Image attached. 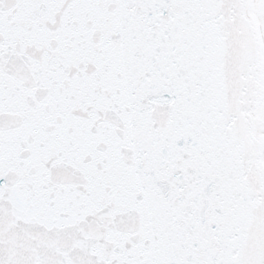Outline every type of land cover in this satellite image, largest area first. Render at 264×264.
<instances>
[{"label": "snow or ice", "instance_id": "6c2138e0", "mask_svg": "<svg viewBox=\"0 0 264 264\" xmlns=\"http://www.w3.org/2000/svg\"><path fill=\"white\" fill-rule=\"evenodd\" d=\"M0 264H264V0H0Z\"/></svg>", "mask_w": 264, "mask_h": 264}]
</instances>
